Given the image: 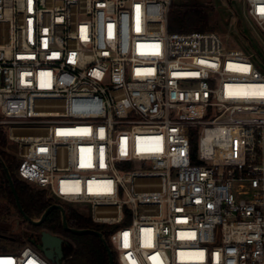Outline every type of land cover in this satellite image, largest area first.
Returning a JSON list of instances; mask_svg holds the SVG:
<instances>
[{"label": "built area", "instance_id": "built-area-1", "mask_svg": "<svg viewBox=\"0 0 264 264\" xmlns=\"http://www.w3.org/2000/svg\"><path fill=\"white\" fill-rule=\"evenodd\" d=\"M174 1L0 0L17 175L119 224L120 264H264V72L217 31H169ZM0 264L57 263L28 241Z\"/></svg>", "mask_w": 264, "mask_h": 264}, {"label": "trees", "instance_id": "trees-1", "mask_svg": "<svg viewBox=\"0 0 264 264\" xmlns=\"http://www.w3.org/2000/svg\"><path fill=\"white\" fill-rule=\"evenodd\" d=\"M169 31H204L210 26V13L205 5L202 4H178L173 2L169 12ZM0 145H6V137L2 130H0ZM196 139L194 140V146ZM0 146V154L4 156L5 162L11 171L14 179L15 187L19 194V198L23 209L30 217H40L42 213L53 203V200L47 196V192L41 188H34L30 183L20 179L15 172L17 166V157L14 154L7 153L2 150ZM1 179H0V199L8 201L6 209L13 208L18 216L13 222V233L16 232L14 225L19 227L20 222H26L24 216L21 214L15 196L13 194L9 179L0 161ZM66 213L69 226L74 228H94L101 230L106 236L111 248L113 245L110 240V232L117 228L119 224L96 223L86 213L81 212L75 206L66 204ZM11 224H4L3 226L10 228ZM40 229L48 230L52 233L62 234L68 237L73 243V248L66 254L65 264H111L109 253L102 242L101 238L94 233H74L66 230L63 225L62 213L59 209H53L46 217L44 222L38 226ZM6 236L0 232V237ZM20 239V236L14 237ZM115 264H120L117 254L113 249Z\"/></svg>", "mask_w": 264, "mask_h": 264}, {"label": "rangeland", "instance_id": "rangeland-1", "mask_svg": "<svg viewBox=\"0 0 264 264\" xmlns=\"http://www.w3.org/2000/svg\"><path fill=\"white\" fill-rule=\"evenodd\" d=\"M174 2L178 4L196 3L205 5L210 13V26L207 30L217 31L226 45L242 49L252 57L254 63L264 72V31L249 15L246 0H175ZM0 130L3 131L6 137V145H0L1 149L17 157V146L9 139L7 128L0 125ZM1 156L5 161L4 156ZM17 161L16 174L20 160L17 158ZM31 186L37 188L33 185ZM6 205H9L8 201L1 198L0 232L6 234V236L0 237V253H15L17 249L30 241L32 235L39 236L42 229L37 225L22 221L19 223V227L16 224L14 225V227L16 226L14 231L16 233L12 235V224L18 214L13 208L6 209ZM71 205L81 212L89 213L90 209L85 204ZM37 218L35 217V219ZM4 224H11L10 228L9 226H3ZM19 236L21 240L13 239ZM113 249L118 258V252L114 247Z\"/></svg>", "mask_w": 264, "mask_h": 264}, {"label": "water", "instance_id": "water-1", "mask_svg": "<svg viewBox=\"0 0 264 264\" xmlns=\"http://www.w3.org/2000/svg\"><path fill=\"white\" fill-rule=\"evenodd\" d=\"M0 161L3 165V168L6 172L7 177L9 179L13 194H14L15 199L17 201L18 208H19L21 214L24 216V219L28 223L39 226L44 222L47 215L53 209H59L62 213L63 225H64V228L66 230L72 231L74 233H94V234L98 235L108 250L110 263L115 264L113 249L111 248V246H110L106 236L104 235V233L101 230L94 229V228H74V227L69 226V223L67 220L66 207L64 205L59 204V203H52L42 213V215L37 219L27 215L23 209L22 204H21L19 194H18L17 189L15 187V183H14V179H13V176L11 174V171L9 170L5 161L2 159L1 154H0ZM0 179H1V170H0ZM30 241L33 244H35L49 259L56 262L57 264H63V261L66 258V254L64 252V246L68 247L69 250L73 248L72 242L63 238L59 234L52 233V232L45 230V229L41 230L40 243H37L35 239H30Z\"/></svg>", "mask_w": 264, "mask_h": 264}, {"label": "flooded vegetation", "instance_id": "flooded-vegetation-1", "mask_svg": "<svg viewBox=\"0 0 264 264\" xmlns=\"http://www.w3.org/2000/svg\"><path fill=\"white\" fill-rule=\"evenodd\" d=\"M59 235L62 236L63 238H65V239L69 240L71 242V240L68 237L63 236L62 234H59ZM31 239H35L37 243H40V235L38 236V235H35L34 234V235L31 236ZM68 251H69V248L66 247V246H64V252H65V254H67Z\"/></svg>", "mask_w": 264, "mask_h": 264}, {"label": "snow or ice", "instance_id": "snow-or-ice-1", "mask_svg": "<svg viewBox=\"0 0 264 264\" xmlns=\"http://www.w3.org/2000/svg\"><path fill=\"white\" fill-rule=\"evenodd\" d=\"M262 95H264V93H262Z\"/></svg>", "mask_w": 264, "mask_h": 264}, {"label": "bare ground", "instance_id": "bare-ground-1", "mask_svg": "<svg viewBox=\"0 0 264 264\" xmlns=\"http://www.w3.org/2000/svg\"><path fill=\"white\" fill-rule=\"evenodd\" d=\"M257 92H259V91H257Z\"/></svg>", "mask_w": 264, "mask_h": 264}]
</instances>
